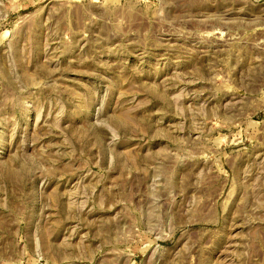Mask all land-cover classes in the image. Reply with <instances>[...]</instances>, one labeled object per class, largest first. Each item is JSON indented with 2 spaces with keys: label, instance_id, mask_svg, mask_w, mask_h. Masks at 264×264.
<instances>
[{
  "label": "rangeland",
  "instance_id": "rangeland-1",
  "mask_svg": "<svg viewBox=\"0 0 264 264\" xmlns=\"http://www.w3.org/2000/svg\"><path fill=\"white\" fill-rule=\"evenodd\" d=\"M0 264H264V0H0Z\"/></svg>",
  "mask_w": 264,
  "mask_h": 264
}]
</instances>
